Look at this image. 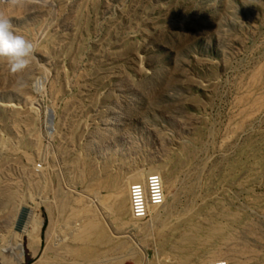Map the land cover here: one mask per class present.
<instances>
[{
  "label": "rangeland",
  "instance_id": "1",
  "mask_svg": "<svg viewBox=\"0 0 264 264\" xmlns=\"http://www.w3.org/2000/svg\"><path fill=\"white\" fill-rule=\"evenodd\" d=\"M0 12L36 49L22 73L0 58V264H14L22 206L42 225L34 255L24 230L21 264L49 238L48 264H264V0H0ZM149 172L169 186L155 212L119 227L97 211L125 239L75 253L85 195ZM189 225L204 243L183 262L169 245Z\"/></svg>",
  "mask_w": 264,
  "mask_h": 264
},
{
  "label": "bare ground",
  "instance_id": "2",
  "mask_svg": "<svg viewBox=\"0 0 264 264\" xmlns=\"http://www.w3.org/2000/svg\"><path fill=\"white\" fill-rule=\"evenodd\" d=\"M145 178L146 177L144 176L142 178H138L136 181L143 182ZM133 182H134V177H128L125 181L123 180L117 181L116 185L113 186L114 188L111 193H106L105 195L102 196H97V195L94 196L91 194L85 195L87 196V199H85V201L83 200L85 204V207H82L83 219L81 223L76 225V228H74L76 229L75 233H73L74 231L72 232L74 235L72 234L73 235L72 236L70 233V235L72 236L71 239L74 240V245L70 247L74 249L75 253L88 256L93 253L92 246H95L96 244H99L100 246H105V245L109 246L117 243L120 240L125 239L124 236L115 237L109 229H106L105 224L100 223L98 221L97 211H99V213L101 212V215L103 214L104 219H105V212L111 214L114 217V220L116 221L119 227L127 226L131 224V222L139 224L138 223L139 219H133L129 214L130 196L128 193H129L130 185ZM163 188L168 189L169 186L163 184ZM90 191H93L94 192L93 194H97V190L94 191V189H91ZM157 207L159 206L149 205L148 206L149 213L152 215V213L155 212ZM29 212L30 210L28 207V214L25 218L21 230L20 231L16 230L17 243L15 247L16 251H15L14 264H21L23 262L22 235L25 229L28 230L27 246L30 248V251L32 252L33 255L37 252L39 247L40 228L42 223L38 219L37 215L32 211H31L32 214L28 217ZM80 215L81 214H79V216ZM76 219L77 218H74V221H76ZM70 227L71 226H69L68 228ZM189 227L192 228L193 231L188 233L181 232V236L178 237V242L176 243V245L168 244L170 248L173 249L178 254L179 260L183 262H185V260L189 259L193 255V251H194L193 247L199 246L196 243H191V241L196 242L197 240H199L200 242H202L199 238H196L194 240L192 239V236H194L195 232L198 231L201 227L193 226V225H189ZM217 234H219V231L217 232ZM217 234L213 232V235H217ZM49 239L46 240V246L44 248L41 257L36 263L33 264L49 263V261L46 260L47 257L45 256V251L49 249L52 250L58 247V244L57 245L52 244ZM203 243L204 242H202V244ZM166 257L167 259L171 258V256L170 257L166 256ZM138 260H139L138 262L141 264L140 261L141 259L139 256H138Z\"/></svg>",
  "mask_w": 264,
  "mask_h": 264
},
{
  "label": "clouds",
  "instance_id": "3",
  "mask_svg": "<svg viewBox=\"0 0 264 264\" xmlns=\"http://www.w3.org/2000/svg\"><path fill=\"white\" fill-rule=\"evenodd\" d=\"M19 0H12L13 4ZM35 45L23 35L13 31L11 18L0 12V58L7 60L12 74L24 72L30 66Z\"/></svg>",
  "mask_w": 264,
  "mask_h": 264
},
{
  "label": "built area",
  "instance_id": "4",
  "mask_svg": "<svg viewBox=\"0 0 264 264\" xmlns=\"http://www.w3.org/2000/svg\"><path fill=\"white\" fill-rule=\"evenodd\" d=\"M130 210L133 219L145 220L150 216L148 206H160L164 200L161 176L156 172H149L143 182H133L129 189ZM210 264H228L224 259H218Z\"/></svg>",
  "mask_w": 264,
  "mask_h": 264
},
{
  "label": "water",
  "instance_id": "5",
  "mask_svg": "<svg viewBox=\"0 0 264 264\" xmlns=\"http://www.w3.org/2000/svg\"><path fill=\"white\" fill-rule=\"evenodd\" d=\"M27 214H28V208L25 206H22L17 214V218L15 222V230L17 231L21 230Z\"/></svg>",
  "mask_w": 264,
  "mask_h": 264
}]
</instances>
